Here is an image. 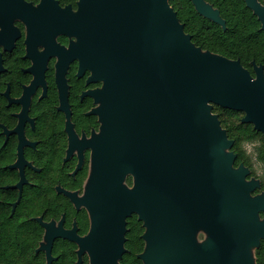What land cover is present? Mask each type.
Segmentation results:
<instances>
[{
  "label": "flooded vegetation",
  "instance_id": "obj_1",
  "mask_svg": "<svg viewBox=\"0 0 264 264\" xmlns=\"http://www.w3.org/2000/svg\"><path fill=\"white\" fill-rule=\"evenodd\" d=\"M167 3L195 46L264 77L263 21L248 0ZM143 16L142 0H0V264H153L159 181L169 247L200 254L204 150L158 132L152 71L136 83ZM216 108L238 119L231 135ZM211 110L233 169L263 196L264 132L243 110ZM116 183L109 204L101 194Z\"/></svg>",
  "mask_w": 264,
  "mask_h": 264
},
{
  "label": "water",
  "instance_id": "obj_2",
  "mask_svg": "<svg viewBox=\"0 0 264 264\" xmlns=\"http://www.w3.org/2000/svg\"><path fill=\"white\" fill-rule=\"evenodd\" d=\"M248 4L260 13L264 27V7L255 0ZM142 34L137 47L147 71L138 84L157 86V125L168 140L200 141L205 160V217L209 236L201 252L187 255L170 248L163 207L164 186L158 182L159 235L153 264H257L255 249L264 239V195L251 197V184L243 178L244 169L232 167L234 154L228 151L227 137L212 103L245 112L244 121L264 132V77L249 75L238 60L201 50L185 34L167 0H142ZM107 158L118 160V153ZM109 189V190H108ZM104 196L117 204L118 184L108 187ZM110 199V198H109Z\"/></svg>",
  "mask_w": 264,
  "mask_h": 264
},
{
  "label": "trees",
  "instance_id": "obj_3",
  "mask_svg": "<svg viewBox=\"0 0 264 264\" xmlns=\"http://www.w3.org/2000/svg\"><path fill=\"white\" fill-rule=\"evenodd\" d=\"M212 49L215 51H219L223 54L230 55L229 50H221L220 47H216V46L212 47ZM215 110L219 112L220 111L224 112V114L220 113L219 115H220L223 125L227 129V132L231 135V133L234 131L233 129L234 125L235 123L238 122V119L232 116V112L230 110H227V109L223 110L219 108H216ZM236 131L240 134H247L249 132V129L245 127H240L236 129ZM255 255H256L257 264H264V242L263 241L261 242L260 246L255 250Z\"/></svg>",
  "mask_w": 264,
  "mask_h": 264
},
{
  "label": "clouds",
  "instance_id": "obj_4",
  "mask_svg": "<svg viewBox=\"0 0 264 264\" xmlns=\"http://www.w3.org/2000/svg\"><path fill=\"white\" fill-rule=\"evenodd\" d=\"M256 174L258 178L264 179V171L257 170Z\"/></svg>",
  "mask_w": 264,
  "mask_h": 264
},
{
  "label": "rangeland",
  "instance_id": "obj_5",
  "mask_svg": "<svg viewBox=\"0 0 264 264\" xmlns=\"http://www.w3.org/2000/svg\"><path fill=\"white\" fill-rule=\"evenodd\" d=\"M249 146V145H248ZM256 250V249H255ZM254 254H255V251H254ZM255 256V261H256V255H254ZM256 263H257V261H256Z\"/></svg>",
  "mask_w": 264,
  "mask_h": 264
}]
</instances>
